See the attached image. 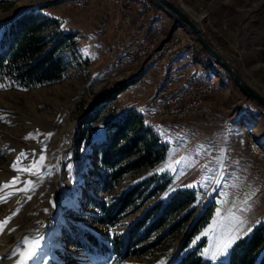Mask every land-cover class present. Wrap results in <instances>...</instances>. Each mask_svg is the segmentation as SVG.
<instances>
[{"label":"rangeland","instance_id":"374dc122","mask_svg":"<svg viewBox=\"0 0 264 264\" xmlns=\"http://www.w3.org/2000/svg\"><path fill=\"white\" fill-rule=\"evenodd\" d=\"M87 1H92L90 6L94 9L95 2L103 3L104 14L108 16L104 44L100 32L89 29L98 23L89 13L91 7L83 6L82 14L81 4ZM171 1L180 6L215 48L264 94V0H184L183 4ZM38 2H46L40 4L47 5L45 13L59 19L64 16L65 29L76 27L80 31L77 30L76 56L71 54L70 48L63 52L67 68L62 81L34 88H0V252L4 254L0 264H19L21 260L24 264H172V259L187 253H181V248L191 220L210 203L214 205L212 216L191 238L189 250L204 240L202 264L226 262L232 245L249 237L257 225L264 223V195L258 201L253 200L251 194L235 200L231 185L226 187L224 179L218 184L217 173L205 174L201 151L193 153V148H187V143L193 139L192 130L187 126L185 132L175 130L174 123L155 118L159 112H168V105L164 108L142 102H146V94L152 87L164 90L180 81V74L189 75L187 71L178 72V68L191 66L192 57L195 61L192 72L205 69L209 77L219 72L225 81L231 82V91L220 93L215 89L214 79L210 78L209 82L214 81L212 95L205 98L201 109L190 112L183 120L202 126L210 115L230 110L232 89L244 93L205 53L193 34L156 3L145 0H0V19ZM137 25L143 27L144 33L135 31ZM133 32L145 36L156 33L153 37L156 48L160 41L169 39V33L177 35L179 41H187V45L177 46L174 51V54L182 52L173 59L177 62L173 69L176 75L171 71L173 54L165 58L157 56L144 68L145 77L140 78L138 70L147 59L155 57L152 49L130 64L116 49L118 41L130 38ZM147 55L150 57L144 60ZM180 61L188 62L180 65ZM209 66L211 70H207ZM117 84L126 86L116 98L102 106L92 123L82 124L96 99ZM127 108L140 111L169 148L164 160L124 177L114 190L104 194L93 189L99 147L104 140L106 123ZM78 119L81 120L74 131ZM81 130L84 137L76 147ZM30 133L32 137L26 139ZM248 136L264 150L250 133L244 136V150H247ZM21 153L25 155L17 161ZM241 158L259 163V169L264 170L261 160L252 159L251 155H241ZM29 165L37 166L29 169ZM152 174L169 176L170 184L136 209L129 208L110 217L93 204L97 199L109 206L116 201V196ZM186 188L195 190L198 205L179 231L164 234L166 229H163L138 241L137 236H133L126 245L130 229L149 207L165 202L177 189ZM37 230L38 233L33 232ZM87 235L98 242L102 240L107 249L97 251L98 245L83 237ZM229 236L236 238L227 251L215 260L210 259L218 244ZM29 250L30 258L21 255Z\"/></svg>","mask_w":264,"mask_h":264},{"label":"trees","instance_id":"16d2710c","mask_svg":"<svg viewBox=\"0 0 264 264\" xmlns=\"http://www.w3.org/2000/svg\"><path fill=\"white\" fill-rule=\"evenodd\" d=\"M145 1L154 3L152 0ZM46 7L47 5H40L27 9L0 28V84L34 88L60 82L65 77L67 65L63 52L70 48L71 54L76 56L77 31L63 30L59 18L44 12ZM205 53L219 65L215 58L206 51ZM124 86L126 84H117L102 93L96 99L94 108L83 117L82 124L92 123L102 106L116 98ZM247 96L260 105L255 98ZM83 137L84 130H81L76 147L80 145ZM168 148V144L163 142L140 111L127 108L105 125L93 189L104 194L111 192L124 177L134 175L142 168L153 167L164 160ZM169 184V176L152 174L116 196V201L109 206L97 199L93 204L111 217L129 208L136 209L148 198L166 190ZM197 201L195 190L177 189L165 202H157L144 212L126 236V245L131 243L133 236H137L138 241L163 229H166L164 234L179 231L196 211ZM213 208V203H210L200 213L182 243L181 253H187L174 264H202L201 250L205 241L202 240L192 250H189V247L191 238L208 224ZM83 237L98 245V249L88 247L89 249H107L102 240L98 242L88 235ZM216 264H264V223L257 225L249 237L232 245L226 262Z\"/></svg>","mask_w":264,"mask_h":264},{"label":"crops","instance_id":"0c3cea01","mask_svg":"<svg viewBox=\"0 0 264 264\" xmlns=\"http://www.w3.org/2000/svg\"><path fill=\"white\" fill-rule=\"evenodd\" d=\"M89 13L92 14L91 12ZM60 17L61 28L63 30L70 29L73 31H80V28L76 27L72 29H65L63 27L65 17ZM85 25L87 26V24ZM85 25L84 28L86 27ZM89 29H91V27H89ZM81 31L84 32L83 30ZM134 34L135 33L133 32L132 35ZM105 40L106 38L104 37L101 43L104 44ZM178 54H182V52H175L173 58L171 60L169 59L172 68L171 71H173V69L177 67V65L174 66V64H176L177 62L175 63V60L173 59ZM193 60L194 57L191 58V66L185 65L188 61L183 62L184 64H182L181 61L178 62L180 63V65H185L184 68L183 66L181 67L179 65L180 68L178 69L180 70H178V72L187 71V73H189V68L192 71V67H194L193 63H195V61ZM207 70H211L210 66ZM216 72H218V70H216ZM204 73H206L207 78L204 76ZM192 74L193 75L190 78L186 79V82L189 79L194 78L209 82L210 78H213L215 82L213 81L214 83H212L214 84L217 91H219L220 93L222 92V90H224L223 93L231 91V86L229 84L231 82L225 81L224 77H221L219 75V72L216 73L217 75L212 74V77L208 76L205 69L195 70L194 72H192ZM174 75H176V73ZM186 82L176 81V89L180 88L183 83ZM232 91L233 98L231 100V103L229 102L231 108L227 113L222 114L218 112L214 116L210 115L209 117L204 119V125L202 126L197 123L190 122V126L186 127L192 130L190 132L193 137L192 141H189L187 143V148H193V153H197V151L199 150L201 151L200 154H202L205 159L201 160L205 174H207V176H211L212 173H217V177L215 176V180L218 179V184L221 183V179H224L223 183L226 184V187L231 185V187L233 188L231 190V193H233V198L235 200L238 198L242 200L243 198H247L248 195L251 194L252 199L254 198L253 200L258 201L264 195V170H262V168L259 169V167H261L259 163L242 159L240 156V152L244 149V136L248 133L256 138L264 148V111L261 109L259 104H257L248 96H245V94L237 92L234 89H232ZM176 146L179 145L177 144Z\"/></svg>","mask_w":264,"mask_h":264},{"label":"built area","instance_id":"2783aa9c","mask_svg":"<svg viewBox=\"0 0 264 264\" xmlns=\"http://www.w3.org/2000/svg\"><path fill=\"white\" fill-rule=\"evenodd\" d=\"M91 2L92 1H87V4H81L82 14L83 6H90ZM94 4L96 5L95 9L90 6L91 13L94 17L97 18L98 23H94L97 25H93L91 27V30L99 31L100 37H104L106 18H108V16H105L104 14L102 2H95ZM135 31H138L139 33H144L143 27H141V25H137V30ZM155 35L156 33L151 34V36H145V42L149 44L150 38H153ZM187 44V41H179L177 35L169 33V40L165 41L160 47H163L165 52H170V50H175V46ZM150 74H153V71H150ZM191 75L192 71L189 68V75L180 74V81L178 82H186V78ZM176 84L177 83L170 84V87L164 90H155V88L152 87V91H150L149 94H146V102L142 103H146L147 106L148 104L170 105V112H159L158 114L154 115L155 118L157 120H165V122L174 123L175 130L185 132V126H190L191 123L183 120L184 117L188 116L190 112L195 113L196 111L201 109L203 107V101L206 97L212 95V92L210 91V89H207L205 85H201V88H188V90L182 91V95H174L172 93V86ZM241 155H251L252 159H259V161L261 160V162H264V158L260 157L258 151L253 148H251V150L243 149L240 152V156Z\"/></svg>","mask_w":264,"mask_h":264},{"label":"water","instance_id":"95a60500","mask_svg":"<svg viewBox=\"0 0 264 264\" xmlns=\"http://www.w3.org/2000/svg\"><path fill=\"white\" fill-rule=\"evenodd\" d=\"M52 1H56V0H52ZM152 1L156 3L157 5H159L160 7H162L163 9H165L168 13L173 15L181 24H183L193 34V36L195 37L200 47H202L209 55H211L213 58H215L218 61L219 65L224 68V70L229 75V77L232 79V81L235 84H237V86L244 93L255 98L260 103V105L264 108V94L252 84L253 83L252 81L251 82L248 81L246 77H244V75L240 73L234 67V65L229 61V59H227V57H225L215 48L212 42L209 41L205 37V35L200 30V27L196 22H194L185 12H183L179 7H177L171 0H152ZM41 3H46V2L32 3L29 5L23 6L22 8L17 10L13 15H7L6 17L0 19V26L11 21L15 17H17L19 14H21L23 11H25L27 8L36 7L40 5ZM80 120L81 119H78V121L76 122L74 126V131L77 130V125L80 123ZM199 215L200 214L196 215L195 218L191 220L190 227L188 228L185 234V237L190 233L192 226L198 219ZM33 232L38 233L39 231L37 230ZM11 248L12 246L7 250V254L8 252H10ZM177 259L178 258L172 259L171 261L172 264H174Z\"/></svg>","mask_w":264,"mask_h":264},{"label":"bare ground","instance_id":"6f19581e","mask_svg":"<svg viewBox=\"0 0 264 264\" xmlns=\"http://www.w3.org/2000/svg\"><path fill=\"white\" fill-rule=\"evenodd\" d=\"M176 1L177 3L183 4L184 0H173ZM39 3V2H38ZM180 7V6H179ZM181 9V8H180ZM182 10V9H181ZM127 12V11H126ZM133 12V11H132ZM139 13V12H138ZM141 14V13H140ZM138 16V15H137ZM140 16V15H139ZM128 17V16H127ZM144 17V16H143ZM140 19V18H139ZM200 19V18H199ZM131 20V19H130ZM128 21V19H127ZM140 23V22H139ZM179 31V30H178ZM154 40L155 38H150V43L147 44L145 42V36L144 35H138V34H134L132 35L130 38L125 40H120L117 43V50L119 52V54L130 64V63H135L137 58H140L141 56H145V52L149 51V49H152L153 55H155L154 58L161 57V58H165L168 56H171L175 50H170V52H165L163 47H160L165 41L168 40H164V41H160L159 42V47L156 48L154 46ZM117 42V40H116ZM157 45V43H156ZM120 46V47H119ZM177 48V46H175V49ZM152 54V53H151ZM150 55H147L146 57H144L143 59L146 60L147 58H149ZM154 58L151 60H146L144 66H142L137 74L140 78H144L146 75V71L144 68H146L147 66L150 65V63H152L154 61ZM156 60V59H155ZM158 60V59H157ZM143 65V64H142ZM172 83L174 82L173 79L171 80ZM142 85V81H140V83ZM201 85H205L207 89H210V91H213V85L210 82H206L203 80H198V79H190L188 80L186 83H183V85L176 89V87L172 88V93L174 95H182V91H186L188 90V88H201ZM144 88V87H142ZM264 88V87H263ZM168 112H170V105H168ZM249 137V136H248ZM251 148L255 149L256 151H258L260 157L264 158V150L260 147V145L254 141L253 139H251L250 137L247 139V150H251ZM40 231V230H39ZM5 253V252H4ZM4 254H2V252H0V259L1 257H3Z\"/></svg>","mask_w":264,"mask_h":264},{"label":"snow or ice","instance_id":"6c2138e0","mask_svg":"<svg viewBox=\"0 0 264 264\" xmlns=\"http://www.w3.org/2000/svg\"><path fill=\"white\" fill-rule=\"evenodd\" d=\"M6 86H10V85L0 84V88L6 87ZM31 137H32V134L30 133L29 136L26 137V139L31 138ZM24 155H25V153H21L20 156L17 157V161H19ZM43 159H44V157L41 156L40 160L42 161ZM35 166H37V165H29L28 168L31 169ZM13 167H16V165L14 164ZM166 167L171 168V165L166 164ZM160 170H164V169H160ZM34 174H36V173H34ZM192 186H194V185H189V187H192ZM245 203H247V201H245ZM8 219H10V217ZM5 223H6V221H5ZM240 223H243V221H241ZM0 227H2V225H0ZM235 238H236L235 236H229V238L227 240L219 243L216 250L212 252V254L209 258L215 260L220 255H223L227 251V249L231 246V243L234 241ZM25 243H28V241L25 240ZM21 255L24 256L25 258H30L32 255V252H31V250H29L28 252L22 253ZM19 264H24V260L19 261Z\"/></svg>","mask_w":264,"mask_h":264}]
</instances>
